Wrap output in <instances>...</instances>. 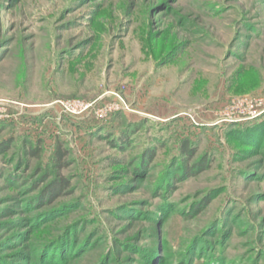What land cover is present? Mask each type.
I'll return each instance as SVG.
<instances>
[{
	"label": "rangeland",
	"instance_id": "rangeland-1",
	"mask_svg": "<svg viewBox=\"0 0 264 264\" xmlns=\"http://www.w3.org/2000/svg\"><path fill=\"white\" fill-rule=\"evenodd\" d=\"M261 124L264 0H0V259L69 234L84 249L68 264H198L205 239L264 264V138L239 137Z\"/></svg>",
	"mask_w": 264,
	"mask_h": 264
},
{
	"label": "trees",
	"instance_id": "trees-1",
	"mask_svg": "<svg viewBox=\"0 0 264 264\" xmlns=\"http://www.w3.org/2000/svg\"><path fill=\"white\" fill-rule=\"evenodd\" d=\"M247 131V130H246ZM243 134H239V137L242 141L246 142H251L253 145H256V140L260 137L264 138V125L261 124L258 127H254L252 129H249L247 132H242ZM12 142L11 140H7L6 143L3 145H0V153H6L8 151V144L10 145ZM255 143V144H254ZM153 149L151 150L150 148H147L144 150L139 158L137 159L138 163L136 164L135 167V174L138 176L139 173L146 171L148 164L150 165L152 161V155L151 154ZM180 152L182 156L184 157H190L193 153L190 148H188L187 143L183 142L180 146ZM40 154V146L37 145L35 147H31L30 150H28V155L31 156L32 158H38ZM67 156V153L65 150H62L59 144L57 143L56 148L53 153V162L55 167H58L60 170L64 166V159ZM204 161L205 159L202 158L195 164H193L188 170L186 169H181L177 173H174V178L175 179H180L184 175L185 176H196L199 174L203 168H204ZM22 162H20L19 165ZM18 168H20L18 166ZM186 171V172H185ZM19 177V174L16 173L15 175H10L9 176V181L10 182H15V179ZM67 185V180L65 178H58V180H54L50 182L44 190L38 193V196L36 197V200L32 204V206H40V205H48L51 203L53 200L56 199L57 196H59L63 189L66 188ZM171 185H168V187ZM165 193L166 190H165ZM162 196V195H161ZM157 197V194H156ZM212 196H207L204 198L202 201L197 202L194 204V207L192 208V214L195 215L198 211L206 207L210 201ZM38 220V217L36 221ZM73 235H64L62 238L59 239V241H56L55 244H53L50 248H48L47 245L42 247L41 253L39 254L38 258L34 261L31 260V258L27 254H20L17 257H19L18 261L14 260H5V259H0V264H68L69 260L72 259L73 257H76L77 255H81L83 252L82 251L83 246H78L73 240ZM209 242L207 240H201L196 243V245H193V251L196 253V255H202L200 259H202L198 264H225V261L222 260L221 257H215L210 253L209 249ZM195 249V250H194ZM154 253H147V258L151 259L154 256ZM95 264H100V262H97Z\"/></svg>",
	"mask_w": 264,
	"mask_h": 264
},
{
	"label": "built area",
	"instance_id": "built-area-1",
	"mask_svg": "<svg viewBox=\"0 0 264 264\" xmlns=\"http://www.w3.org/2000/svg\"><path fill=\"white\" fill-rule=\"evenodd\" d=\"M63 107L67 110V111H75L74 109L77 108V106L75 104H63Z\"/></svg>",
	"mask_w": 264,
	"mask_h": 264
}]
</instances>
